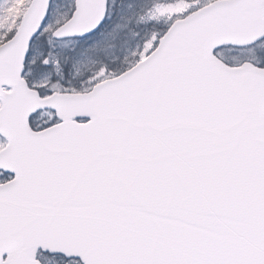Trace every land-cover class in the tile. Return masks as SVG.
<instances>
[{"label": "snow or ice", "instance_id": "6c2138e0", "mask_svg": "<svg viewBox=\"0 0 264 264\" xmlns=\"http://www.w3.org/2000/svg\"><path fill=\"white\" fill-rule=\"evenodd\" d=\"M0 264H264V0H0Z\"/></svg>", "mask_w": 264, "mask_h": 264}]
</instances>
